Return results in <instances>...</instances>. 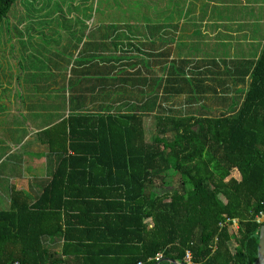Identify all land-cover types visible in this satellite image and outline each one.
Masks as SVG:
<instances>
[{"label":"trees","instance_id":"obj_1","mask_svg":"<svg viewBox=\"0 0 264 264\" xmlns=\"http://www.w3.org/2000/svg\"><path fill=\"white\" fill-rule=\"evenodd\" d=\"M18 1L0 0V29ZM155 1L131 0L127 17H112V42L92 41L91 49L84 42L79 55L95 59L81 62L83 72L96 70L97 61L127 57L128 42L121 38L128 34L117 32L121 24L151 31L171 24V0ZM115 2L123 11L121 0ZM173 2L180 11L181 0ZM137 49L145 53L146 70L155 72L148 61L154 53ZM249 64L250 82L238 109L218 115L157 112L150 138L145 116L161 106L168 77L147 76L153 88L140 91L142 104L127 102L128 111L111 103L122 91L108 89L111 76L96 70L93 88L103 84L98 94L110 101L103 111L91 110L83 94L82 104L36 133L47 149L51 177L35 195L11 188L9 207L0 209V264H181L188 249L194 264H253L264 224V42ZM142 79L117 75L111 82L138 87Z\"/></svg>","mask_w":264,"mask_h":264},{"label":"rangeland","instance_id":"obj_2","mask_svg":"<svg viewBox=\"0 0 264 264\" xmlns=\"http://www.w3.org/2000/svg\"><path fill=\"white\" fill-rule=\"evenodd\" d=\"M130 1L121 0L123 11L115 0H19L13 6L0 29V203L16 181L23 190L35 195L49 179L50 171L48 172V159L45 154L47 149L36 139V134L34 140L29 139L32 138V117L36 119L33 121L35 127H39L36 126V117H41L43 122L50 121L51 118L57 117L59 109H65L67 115L70 107L82 104L83 94L88 96L87 103L83 104L91 110L102 109L108 105L110 100L103 94H98L103 91L99 89L103 84H97L96 90L93 88L99 77L94 72L95 68L83 72L86 67H81V62H94L95 57H82L79 52L84 42L89 44L86 48L91 49L92 41L103 39L102 33L106 30L110 35H114L107 24L112 21V17H127L129 12L125 9ZM259 22L260 35L264 30V18ZM121 25L122 30L127 29L126 25ZM145 29L139 26L129 33L138 41L139 37L144 39L143 35L153 33ZM123 47L129 48V51L123 53L127 56L134 52L139 53L137 47L141 45L134 42L132 46ZM142 49L156 53L157 42L142 45ZM157 59V55H151L148 59L151 66L156 68V75ZM138 60L134 55L121 61H97L96 70L106 75L110 73L111 76L118 75L127 79L137 77L141 80L145 77L144 73L129 71L135 69ZM134 62L136 65L132 66ZM138 66L144 69L143 65ZM118 70L123 72L119 73ZM105 74H100V78ZM123 82L115 81L108 89H121L123 95L111 103L124 106V109H127V102L142 104L141 99L146 100V96L140 91L153 88L149 83L151 80L148 79L134 88L130 82ZM95 94L101 96L92 101ZM163 102L165 101H161L157 111L152 112L153 116H145L148 138L156 132L155 113H174L177 116L185 113L168 112ZM161 107H164V110ZM25 109L32 110V113L25 112ZM33 130L36 133V129ZM232 175L240 177L241 174L234 168Z\"/></svg>","mask_w":264,"mask_h":264},{"label":"crops","instance_id":"obj_3","mask_svg":"<svg viewBox=\"0 0 264 264\" xmlns=\"http://www.w3.org/2000/svg\"><path fill=\"white\" fill-rule=\"evenodd\" d=\"M179 9L180 11L175 10L174 2L171 0V24L154 28L157 36L149 33V35H143L144 39L139 37L136 41L129 33L130 30L135 31V28L126 26L127 29L122 30V25L118 27L117 32L128 34L121 38L123 42H128V45L137 42L142 46L149 42H157V75L156 71L151 74L146 70L143 65V57H145L143 52H134L127 56L135 55L139 58L138 65H143L145 70L137 65L135 69L132 71L129 69V71L142 72L145 79L150 75L152 80L156 76L157 78L168 77L169 88L165 92L161 90L160 96H163V99L159 102L165 101L163 104L168 112H185L178 116L197 113L222 114L235 111L239 108L250 82V77L245 75L249 63L258 58L264 42V30L263 33L258 34L261 23L259 21H263L264 18V0H181ZM109 28L114 32V28ZM114 37L115 35L102 36L103 39L96 41L105 40L110 43ZM166 40L169 42L167 43ZM125 50L129 51V48ZM163 50L166 54L164 52L163 56H158V53L161 54ZM153 56H156L155 53ZM165 67H168V71ZM94 72L97 74L96 70ZM111 77L107 86L113 83ZM106 106L95 111H103ZM164 107H161L162 110ZM24 111L32 113L30 109ZM145 111L142 112L145 114ZM65 116H67L65 109H59L57 117L51 118L50 121L45 119L46 121L43 122L41 117H36L38 118L36 126L39 127H35L33 121L36 119L32 117L30 121L32 124L30 137L32 135V138L29 139L34 140V134L59 122ZM33 129H36V133ZM233 176L238 180L241 179V175L240 177ZM14 187L19 190L23 189L19 187L17 181ZM7 191V196L0 203V209H6L10 205L11 188ZM222 198L225 200L224 196ZM233 226L235 229L238 228V224Z\"/></svg>","mask_w":264,"mask_h":264},{"label":"water","instance_id":"obj_4","mask_svg":"<svg viewBox=\"0 0 264 264\" xmlns=\"http://www.w3.org/2000/svg\"><path fill=\"white\" fill-rule=\"evenodd\" d=\"M181 264H185L184 262ZM253 264H264V224L260 229V241L258 246V257Z\"/></svg>","mask_w":264,"mask_h":264},{"label":"built area","instance_id":"obj_5","mask_svg":"<svg viewBox=\"0 0 264 264\" xmlns=\"http://www.w3.org/2000/svg\"><path fill=\"white\" fill-rule=\"evenodd\" d=\"M259 220H264V213L259 217ZM233 222H234V224H237V221L235 219L233 220ZM161 257H162V254L159 253L157 255L156 259L159 260ZM192 257H193V253L190 249H188L186 251V262H185V264H194ZM12 264H29V263H22L21 261L16 260ZM56 264H62V263H56ZM139 264H141V262Z\"/></svg>","mask_w":264,"mask_h":264}]
</instances>
